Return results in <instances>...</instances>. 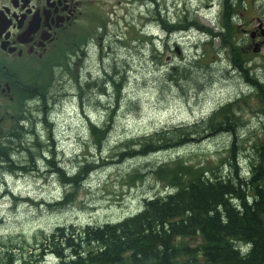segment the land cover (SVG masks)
<instances>
[{"label":"rangeland","instance_id":"rangeland-1","mask_svg":"<svg viewBox=\"0 0 264 264\" xmlns=\"http://www.w3.org/2000/svg\"><path fill=\"white\" fill-rule=\"evenodd\" d=\"M84 1L87 4L84 16L89 22V16L93 13L92 19L102 18L93 19L91 25L106 22L108 29L114 27L112 32L116 29L120 36L125 35L124 39L116 36L111 45L105 43L113 49V55L106 60H97V54L92 52L89 60L85 61V57L77 51L69 59L64 71H55L56 76L49 89L50 101L49 104L45 103L46 110L54 119L39 123L35 129L40 135L39 140L47 145L44 148L47 159H53L54 165L59 166L60 162V165L65 164L73 172L86 161L90 162L88 164L101 165L90 174L85 173L82 184L64 185L47 167L42 153L36 154L38 160L35 164L39 168L32 169L28 167L29 157L25 149L16 148L13 158L26 167L19 166L24 169H17L16 172L0 169L2 240L8 235L14 238L29 237L38 229L49 232L57 224L118 220L139 209L144 196L165 191V186L147 171L144 173L145 178L136 179L133 184L128 183L130 175L127 174L133 169L145 168L179 153L189 163L224 170L222 161L226 157L225 148L229 142L226 133L209 130L198 134L197 140L179 148L116 162L115 156H110V148L122 138L144 134L162 125L192 123L241 92L250 95L247 108L239 112L237 132L243 137L242 143L246 144L244 148H248L249 142L255 138L264 137V105L255 92H250L245 86L243 72L229 64L231 60H241L249 66L248 76H255L256 72L258 77L264 78V37H257L251 43L248 41L250 38L247 40L251 29L258 24L257 20L253 21L254 17L264 16V0H245L239 19L242 25L230 23L227 31L211 26V15H217L215 11L206 13L205 6L210 0H157L161 2L160 8L167 12L165 15L169 21L176 23L178 19L185 22L196 19L198 26L217 35L215 38L210 37L211 44L204 43L197 50L199 53L195 52L194 42L199 38L194 32L181 37L175 32L170 40L165 37L164 43L159 39V49L149 42L151 36L133 40L138 37L141 25H145L144 29L150 32H161V37L164 36L162 29L168 25L167 22L162 19L166 23L162 25L147 19V16L151 17L150 14L156 12L154 4L148 2L141 5L134 0ZM215 1L216 9L219 0ZM173 2H177V8ZM262 24L264 26V18ZM220 44V56L215 62L213 60ZM204 52L206 55L197 63L196 56L194 58L192 55ZM104 68H112L108 73L119 82L118 90L111 82L102 83L103 88L97 87L96 83L86 84L88 80L102 79L104 82L109 79L107 76L104 79ZM47 80L48 75H45L41 82L46 84ZM14 104V101L7 103L0 99V124L5 127L15 123L10 117L15 111ZM6 110L9 113L3 118ZM85 112L99 125L110 126L103 149L85 143L90 132ZM49 135L52 139L47 140ZM21 140L24 145H33L30 134L24 133ZM244 156L241 154L242 160ZM10 190H13L14 195L8 193ZM65 193L70 194V197L65 202H59L64 199Z\"/></svg>","mask_w":264,"mask_h":264},{"label":"trees","instance_id":"trees-1","mask_svg":"<svg viewBox=\"0 0 264 264\" xmlns=\"http://www.w3.org/2000/svg\"><path fill=\"white\" fill-rule=\"evenodd\" d=\"M154 16L159 19L158 12ZM221 23L226 30L228 12ZM233 62L264 105V78L248 76L241 60ZM111 80L118 90L119 82ZM91 83L103 88L101 82L87 85ZM38 90L33 89L34 93ZM249 96L241 95L192 123L162 125L122 138L110 148V156L123 162L176 149L197 140L202 132L220 130L229 136L227 154L221 160L224 170L189 163L179 153L135 168L127 174L128 183L143 179L147 171L167 188L165 192L144 196L139 209L115 221L69 222L57 224L49 232L38 229L29 237L8 235L0 239V264H264V137L255 138L244 148L243 137L237 133L239 112L247 108ZM13 118L15 123L10 127L0 124V169L16 172L24 169L19 166L26 167L13 158L18 147L25 149L32 169L39 168L36 154L46 155L47 167L64 185L82 184L84 174L101 165L86 161L74 172L60 163L54 165L53 159H47V145L39 140L40 135L29 132L31 147L21 143L26 123L23 119L28 121L29 115L19 112ZM109 127L90 124L85 143L103 149ZM241 154L245 155L243 160ZM69 197L65 193L59 202Z\"/></svg>","mask_w":264,"mask_h":264},{"label":"flooded vegetation","instance_id":"flooded-vegetation-1","mask_svg":"<svg viewBox=\"0 0 264 264\" xmlns=\"http://www.w3.org/2000/svg\"><path fill=\"white\" fill-rule=\"evenodd\" d=\"M84 4V0H0L2 95L19 86L20 75L29 74L69 43L89 35ZM263 18L254 17L258 24L249 33L250 43L264 37Z\"/></svg>","mask_w":264,"mask_h":264},{"label":"bare ground","instance_id":"bare-ground-1","mask_svg":"<svg viewBox=\"0 0 264 264\" xmlns=\"http://www.w3.org/2000/svg\"><path fill=\"white\" fill-rule=\"evenodd\" d=\"M155 7V6H154ZM157 22V21H156ZM166 26V25H165ZM161 33V32H160ZM173 39V38H172ZM198 41V40H197ZM139 44V43H138ZM173 47V46H172ZM19 56V55H18ZM174 68V67H173ZM104 72V71H103ZM68 76V75H67ZM124 107V106H123ZM203 112V111H202ZM208 112V111H207ZM201 115V114H200ZM224 116V115H223ZM201 117V116H200ZM211 117V116H210ZM161 127V126H160ZM5 135V134H4ZM135 135V134H134ZM232 151V150H231ZM234 152V151H233ZM119 156V155H118ZM101 158V157H100ZM130 160V159H129ZM77 162V161H76ZM177 163V162H176ZM77 165V164H76ZM247 166V165H246ZM75 168V167H74ZM244 172V171H243ZM95 176V175H94ZM138 176V175H137ZM213 177V176H212ZM145 178V177H144ZM199 178V177H198ZM201 180V179H200ZM232 180V179H231ZM118 181V180H117ZM89 183V182H88ZM233 183V182H232ZM247 183V182H246ZM75 188V187H74ZM117 190V189H116ZM74 192V191H73ZM251 193V192H250ZM243 198V197H242ZM42 201V200H41ZM158 204V203H157ZM52 208V207H51ZM53 209V208H52ZM124 217V216H123ZM195 232V231H194ZM236 243V242H235ZM127 253V252H126ZM120 255V254H119ZM125 256V255H124ZM59 258V257H58Z\"/></svg>","mask_w":264,"mask_h":264}]
</instances>
